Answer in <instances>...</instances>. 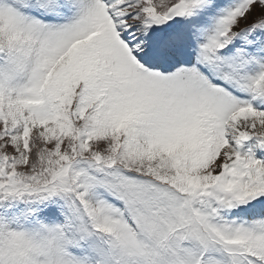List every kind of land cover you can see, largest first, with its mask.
<instances>
[{
    "label": "snow or ice",
    "instance_id": "6c2138e0",
    "mask_svg": "<svg viewBox=\"0 0 264 264\" xmlns=\"http://www.w3.org/2000/svg\"><path fill=\"white\" fill-rule=\"evenodd\" d=\"M0 264H264V0H0Z\"/></svg>",
    "mask_w": 264,
    "mask_h": 264
}]
</instances>
